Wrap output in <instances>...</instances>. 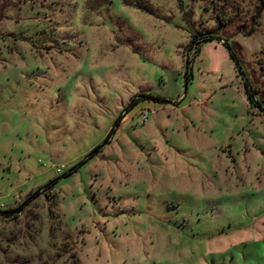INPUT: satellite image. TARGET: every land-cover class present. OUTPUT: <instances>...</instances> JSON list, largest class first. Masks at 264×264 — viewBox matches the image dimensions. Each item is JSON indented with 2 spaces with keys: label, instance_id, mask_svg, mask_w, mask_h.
I'll return each instance as SVG.
<instances>
[{
  "label": "rangeland",
  "instance_id": "374dc122",
  "mask_svg": "<svg viewBox=\"0 0 264 264\" xmlns=\"http://www.w3.org/2000/svg\"><path fill=\"white\" fill-rule=\"evenodd\" d=\"M259 3L0 0V264H264Z\"/></svg>",
  "mask_w": 264,
  "mask_h": 264
},
{
  "label": "trees",
  "instance_id": "16d2710c",
  "mask_svg": "<svg viewBox=\"0 0 264 264\" xmlns=\"http://www.w3.org/2000/svg\"><path fill=\"white\" fill-rule=\"evenodd\" d=\"M264 9V0H260V3L259 5L256 7V9L254 10V15L252 17V21L254 22V20L256 18L259 17L260 15V12ZM220 25V23H218ZM238 30L240 32H242V34H244L245 36H249L251 35L253 32H254V26L250 27V29L248 31H244L242 27L238 28ZM210 37H214L213 35H211ZM193 38H201V36H197L196 34H193ZM204 40H207V41H210V39H204ZM238 46H236V44H233V43H229L228 45H226V48L229 50V54L231 56V58H233V60L237 62H239V58L237 57V54L235 53L234 49H236ZM188 73H186V76H187ZM188 78L189 76H187V78H185V84L188 82ZM244 89H245V92L247 94V100L250 102V103H256V105L259 107H263L264 108V91L260 92L258 90V88H256L255 86H251L250 83L245 80L244 81ZM256 94H257V97H256ZM259 96V97H258ZM143 97H147V98H150V99H155V100H164V98H161L157 95H151V94H142L140 95V98H143ZM139 98V99H140ZM136 102V100H133L131 102V105H133L134 103ZM111 133V128H109V130L107 131V133L105 134V137L103 138V141L94 145L88 152V154L86 155V157L80 159L78 161V164H81L83 163L88 157H90L93 153H95L96 151L99 150L100 146L102 145V143H104L107 138L109 137ZM71 170H73V168L67 170L66 172H64V175H67L68 173L71 172ZM55 178L53 179H49L45 184L44 186L46 188H50L54 183H55Z\"/></svg>",
  "mask_w": 264,
  "mask_h": 264
},
{
  "label": "water",
  "instance_id": "95a60500",
  "mask_svg": "<svg viewBox=\"0 0 264 264\" xmlns=\"http://www.w3.org/2000/svg\"><path fill=\"white\" fill-rule=\"evenodd\" d=\"M11 210L10 209H7V210H0V213H7V212H10Z\"/></svg>",
  "mask_w": 264,
  "mask_h": 264
}]
</instances>
